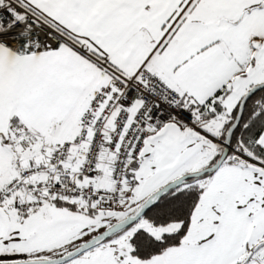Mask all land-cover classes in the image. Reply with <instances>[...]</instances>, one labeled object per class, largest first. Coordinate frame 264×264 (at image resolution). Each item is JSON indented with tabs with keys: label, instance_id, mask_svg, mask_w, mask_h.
I'll use <instances>...</instances> for the list:
<instances>
[{
	"label": "snow or ice",
	"instance_id": "snow-or-ice-1",
	"mask_svg": "<svg viewBox=\"0 0 264 264\" xmlns=\"http://www.w3.org/2000/svg\"><path fill=\"white\" fill-rule=\"evenodd\" d=\"M0 264H264V0H0Z\"/></svg>",
	"mask_w": 264,
	"mask_h": 264
}]
</instances>
